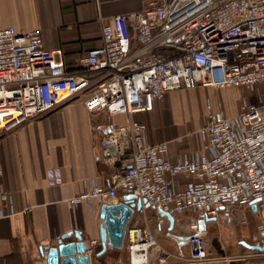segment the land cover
<instances>
[{
  "label": "built area",
  "instance_id": "obj_1",
  "mask_svg": "<svg viewBox=\"0 0 264 264\" xmlns=\"http://www.w3.org/2000/svg\"><path fill=\"white\" fill-rule=\"evenodd\" d=\"M61 54L46 48L39 27L0 28V132L79 96L89 111L127 116L124 124L107 125L99 141L101 158L112 167L110 186L85 190L69 203L92 198L104 203L123 191L142 201L143 210H155V228L146 221L128 226L130 264L150 263L156 233L169 226L161 211L175 221L190 220L193 232L199 221L206 223L189 240V255H179L188 264L211 260L209 224L233 219L240 207L264 211V0H152L140 11L102 21L101 44L80 58L76 70L66 67ZM200 84L252 91L232 116L208 104L198 129L206 137L203 147L171 159L168 141L150 143L147 123L132 116L152 112L169 91ZM48 179L61 182L60 170L49 169ZM1 200L0 218L14 214L7 192ZM99 243L91 239L86 253ZM253 245L264 246V219ZM48 250L42 246L40 255L46 258ZM167 260L162 249L158 261Z\"/></svg>",
  "mask_w": 264,
  "mask_h": 264
},
{
  "label": "crops",
  "instance_id": "obj_2",
  "mask_svg": "<svg viewBox=\"0 0 264 264\" xmlns=\"http://www.w3.org/2000/svg\"><path fill=\"white\" fill-rule=\"evenodd\" d=\"M151 1L0 0V28L9 25L21 31L41 28L46 48L60 50L66 67L76 70L80 58L90 48L101 44L102 21L140 11ZM208 88L224 90L201 84L194 89L172 90L156 101L152 112L136 113L132 117L147 123L150 143L168 141L166 155L179 159L203 147L206 137L198 129L206 121L208 104L226 116L242 110L245 96L239 101L240 111L238 103L227 111L206 95L201 114L194 119L185 103L175 101L180 92ZM126 122V115L89 111L85 98L79 96L10 132H0V206L1 196L7 192L15 209L14 214L0 218V264L47 263L49 250L57 245L58 237L74 229L81 230L89 243L91 239L100 240L102 205L121 202L125 192L120 191L116 198L104 203L92 198L72 205L69 200L95 186H110L112 167L102 160L99 141L107 125ZM52 168L60 170L61 182H49L48 171ZM181 180L183 185L185 180ZM145 216L147 219H135L130 225L146 221L153 229L155 210H146ZM243 219H247L246 224ZM263 219L264 211L254 214L240 207L233 219L209 224L206 241L211 260L205 264H264V255H256L241 242L254 243ZM191 224L181 217L175 221L174 232L189 235ZM156 240L150 250L149 264H188L179 256L189 255L188 244L180 248L165 233H156ZM44 245H49L46 258L40 255ZM162 249L168 253L166 263L158 261ZM127 255L126 247L123 250L110 248L100 257L91 258L90 263L130 264Z\"/></svg>",
  "mask_w": 264,
  "mask_h": 264
},
{
  "label": "water",
  "instance_id": "obj_3",
  "mask_svg": "<svg viewBox=\"0 0 264 264\" xmlns=\"http://www.w3.org/2000/svg\"><path fill=\"white\" fill-rule=\"evenodd\" d=\"M255 209V207H254ZM162 215L169 220V226L165 234L176 241L181 248L189 243L193 237L199 236L206 229V223L199 221L198 230L189 235H179L174 232L175 218L165 211ZM135 219H147L143 203L134 194H127L121 202L115 204H103L100 211V243L95 247L94 252L89 255V239L78 229L64 233L58 239L57 245L52 246L48 253L47 264H91V258H98L108 249L123 250L127 248V229ZM155 223L153 228H155ZM251 250L264 251V246H255L244 240L241 241ZM98 248H101L98 251ZM129 259V253H128Z\"/></svg>",
  "mask_w": 264,
  "mask_h": 264
},
{
  "label": "rangeland",
  "instance_id": "obj_4",
  "mask_svg": "<svg viewBox=\"0 0 264 264\" xmlns=\"http://www.w3.org/2000/svg\"><path fill=\"white\" fill-rule=\"evenodd\" d=\"M251 91L252 90L250 87H231L224 88V90H216L214 88H208L199 91L192 90L183 93L180 92V94H178L179 97H176L175 101L177 102L179 99L178 101L185 103L190 115L196 119L197 116L201 114L204 98L206 95H208L214 101L215 105H222L227 111L231 110L238 103L240 111L241 102L239 101L242 99V96L251 95Z\"/></svg>",
  "mask_w": 264,
  "mask_h": 264
}]
</instances>
